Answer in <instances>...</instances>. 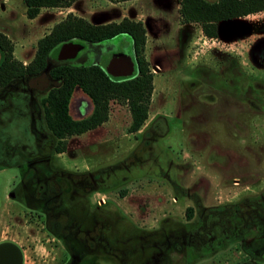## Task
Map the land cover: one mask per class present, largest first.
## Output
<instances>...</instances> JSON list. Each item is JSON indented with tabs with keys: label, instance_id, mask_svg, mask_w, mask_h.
<instances>
[{
	"label": "rangeland",
	"instance_id": "374dc122",
	"mask_svg": "<svg viewBox=\"0 0 264 264\" xmlns=\"http://www.w3.org/2000/svg\"><path fill=\"white\" fill-rule=\"evenodd\" d=\"M155 1L159 4L158 0L113 3L76 0L70 5V11L92 20H116L121 13L140 19L146 32L145 57L150 67L157 65V69L152 70L153 88L147 117L136 134L127 131L126 105L111 100L107 119L92 129L67 137V150L59 155L52 151L54 138L44 124L39 98L49 84L32 92L40 112L39 126L36 125L50 140L47 146L52 165H63L71 173L85 167L99 173L96 193L103 196L105 202L90 210L94 209L99 221H107L108 228L103 230L94 223L89 229L85 225L75 233V225L69 222L78 214L76 203L70 202L64 212L57 195L41 206L36 201L26 203L5 196L0 226L5 230L3 234L11 233L22 244L27 264L32 258L39 264L64 263L72 258L76 264H122L118 248L138 247V231L144 233L160 225L171 228L186 223V205L194 206L195 217L203 222L209 206L240 203L244 209L245 204H255V199L262 198L260 193L264 195V66L257 69L251 55L254 41L264 35V8L226 22L219 21V31L207 37L198 23L180 21L178 0H164L161 8L145 10L146 4H156ZM0 3V30L13 38L15 56H19L20 47L30 53L47 24L29 22L23 13V0H0ZM39 10L55 19L69 11L67 7ZM30 27L35 29L31 31ZM113 41L83 42L68 61L77 64L98 59L95 57L98 52L100 56L119 46ZM120 48L130 51L129 45L121 44ZM8 88L10 90L0 92V150L7 141L12 144L7 153L32 146L27 112L29 95L11 91L13 86L5 89ZM79 91H75L76 98ZM70 112L74 115L72 108ZM8 163L0 156L3 195L9 175L15 172L6 166ZM25 166L23 164L22 168ZM59 184L63 192H67L74 182L72 177L62 178ZM122 188H125L124 194L120 195ZM46 190L56 193L50 185ZM74 193H77L76 201L91 199L83 192ZM74 199L68 200L76 202ZM46 208L51 213L46 214L51 227L64 233L67 228L66 244L79 254L69 255V249L60 238L38 234V225L32 220H37L36 211L42 213ZM233 209L228 208L225 215L215 219H207L205 225L213 230L217 223L226 233L235 232L240 222L249 225L250 211L242 210L240 217L238 209L237 215L229 214ZM10 213L16 215L12 217ZM43 216L40 214L41 219ZM109 222L114 223L113 230ZM123 237L131 239L122 240ZM189 241L190 247L200 252L214 245L205 235H193ZM110 246L115 247L117 256L107 250ZM186 251L185 247L178 250L169 247L166 251L169 263L189 264Z\"/></svg>",
	"mask_w": 264,
	"mask_h": 264
},
{
	"label": "flooded vegetation",
	"instance_id": "af4514ba",
	"mask_svg": "<svg viewBox=\"0 0 264 264\" xmlns=\"http://www.w3.org/2000/svg\"><path fill=\"white\" fill-rule=\"evenodd\" d=\"M251 55L252 59L256 63L255 66L257 69L264 66V35L259 36L254 41L251 48ZM48 83L47 76L44 73H40L26 79L11 80L0 87V92L10 90L9 88H5L13 86L14 88H12L11 91L21 94L26 93L29 95V106L27 112L31 121V123H29V127L32 133V141L30 144V146L32 145L31 148L23 146L22 149L20 148L17 151L12 150L7 153L8 146H11L12 144L9 145L6 141V144H3V147L0 150V156L2 159L9 162L6 166H10L15 170V172H12L8 177L9 183L6 185L7 191L5 194L3 195L0 190V215L3 213V199L5 196L13 200L18 198V201H25L26 203L29 201H36L38 205L41 206L43 202L46 204L47 201L50 202L51 200H54L57 195L60 198L59 205L63 204L62 208H64V212H67V206L70 202H73L72 204L76 203L77 207L75 212L78 214L73 217V221L69 222L75 225V233L81 231L85 225H87L89 229L90 225H94V223L103 230L105 227L107 229L108 227L106 225L108 222L105 220L99 221L96 217L94 209L90 210V207H99L105 202L104 197L96 193L99 191V187L97 185L99 173H93L91 169L86 167L83 169H76L78 170L74 171L76 173H71L68 171L69 169L63 165H52L50 162V149H48L47 146V142L50 140L48 139L45 131L38 129L39 121L37 120L40 117V112H38V107L32 97L33 91H40L43 89V86ZM77 89L79 88L72 91L69 102V110L72 108L74 115H76V117H81L89 112L91 104L88 97L85 96L82 91H79V97L76 98L75 91H77ZM39 98L41 100V97ZM8 154H10V157H8ZM23 164H26L24 168H22ZM70 177H72L74 184H72L69 191L63 192L60 187L59 180ZM235 180V182L238 183V179ZM47 185L52 186V188L56 190V193H48L46 190ZM74 192H83L85 196L86 194L87 196H91V199L83 200V202L76 201L74 197L77 196V193ZM260 196L262 198L258 196L259 198L255 199V204H245L244 209L250 211L248 213H251L249 225H244L240 222L237 225L235 232L230 231L226 233L221 231L222 228H220L217 223L212 227L213 230H211L205 224L207 219H215L216 216L225 215L228 208L232 207H234V209L229 210V214H234L235 212L237 215L236 209H238L240 217H242V210L244 209L240 203H237L236 205L224 203L207 207L205 216L201 220L203 222H198L199 218L195 217L194 212L192 211L194 206L192 207L191 205H186V223L179 226L173 225L171 228H166L160 225L159 227L153 229V231H145L144 233H142V230L138 231V234L136 233L138 247L134 243L135 247L128 246L118 248L117 250L119 251L117 253H122V255L118 254L120 257L119 259H121L122 264H170L168 257L166 256L168 248L172 247L173 249L178 250L185 247L187 249L186 254L188 256L187 259L189 260V264H264V195L260 193ZM68 199H74L76 202L69 201ZM222 208L225 209L221 211L220 209ZM22 211L23 210L20 208L19 212L21 214H23ZM32 211H30V213H32ZM41 212L42 213H40V211H36L35 217H37V220H32L38 225V234H41L42 237L46 236L47 238H60L63 243H65L67 249H69V255L79 254L76 249L68 247L66 244V239L68 240L69 236V234L67 236V232L69 233L67 228L64 233L60 229L51 227V222L46 218L47 212L48 215L50 213L49 209H42ZM40 214L44 215L43 219H41ZM15 215L16 214L14 213H10V216L12 217ZM28 219L29 218H25V221H28ZM35 224L33 227H35ZM110 225L113 230L114 223H110ZM70 229L72 230V227H70ZM115 230H117V228ZM4 231L5 230H3L1 225L0 264H27L22 244L19 243L15 237L11 235V233L8 235L3 234ZM193 235H205L206 238L211 239L212 242H214V245L200 252L199 249L190 247L189 240ZM130 239L131 238L127 239L126 237L122 238V240L127 241ZM110 248L111 249L108 248L107 250L111 252L114 251L113 253L116 255L117 253H115V247L112 248L110 246ZM83 251H81L80 254H82ZM67 254L68 253H66V255ZM44 260L45 258L42 257L43 262ZM29 264H39V262L36 263L32 258ZM58 264H76V262H74L72 258L67 262Z\"/></svg>",
	"mask_w": 264,
	"mask_h": 264
},
{
	"label": "trees",
	"instance_id": "16d2710c",
	"mask_svg": "<svg viewBox=\"0 0 264 264\" xmlns=\"http://www.w3.org/2000/svg\"><path fill=\"white\" fill-rule=\"evenodd\" d=\"M75 0H23L24 14L34 17L41 7H70ZM118 2L123 0H109ZM264 8V0H178L181 22L198 23L207 37L215 36L221 20L244 16ZM113 39V49L129 45L125 51L132 60L128 72L113 74L98 61L70 63L69 58L57 59L56 47L66 41L99 43ZM145 26L140 19L123 15L118 20L92 22L86 17L67 11L49 30L39 36L32 57L22 62L13 53V41L0 30V87L11 80L26 79L40 73L48 78V88L41 97L42 116L46 128L54 138L52 150L63 151L67 137L94 128L107 119L111 100L126 105L129 112L127 131L140 128L147 117L153 88V72L144 54ZM81 48V47H80ZM112 49V50H113ZM77 86L89 99L87 114L74 117L69 112V102ZM154 119L153 121H155ZM125 188L119 189L124 194Z\"/></svg>",
	"mask_w": 264,
	"mask_h": 264
},
{
	"label": "water",
	"instance_id": "95a60500",
	"mask_svg": "<svg viewBox=\"0 0 264 264\" xmlns=\"http://www.w3.org/2000/svg\"><path fill=\"white\" fill-rule=\"evenodd\" d=\"M230 19L222 20L224 22ZM219 31V28H217ZM81 43L74 41H66L60 43L53 51L55 57L58 59L70 58L76 55ZM99 62L107 69L108 72L113 74H121L128 72L132 65L130 55L122 48H117L109 51L102 52ZM78 88L77 86L74 89Z\"/></svg>",
	"mask_w": 264,
	"mask_h": 264
},
{
	"label": "crops",
	"instance_id": "0c3cea01",
	"mask_svg": "<svg viewBox=\"0 0 264 264\" xmlns=\"http://www.w3.org/2000/svg\"><path fill=\"white\" fill-rule=\"evenodd\" d=\"M76 1V0H75ZM74 1V2H75ZM123 1H127V0H123ZM154 1V0H153ZM158 2H159V4L155 1V3L156 4H151V5H154V6H151L150 5V3L151 2H149L148 4H149V6L146 4L145 6H144V8H145V10H151L152 8H154V7H159V8H161L162 7V5H165L164 4V0H161V1H159L158 0ZM160 2L162 3V4H160ZM113 3V2H112ZM0 6H2V4L0 3ZM41 8H52V9H56L57 7H41ZM40 8V9H41ZM68 9L69 10H71V7H68ZM40 11V10H39ZM23 13H24V9H23ZM77 14V13H76ZM78 15H81V16H84V17H86L85 15H83V14H78ZM123 15H126L125 13H121V15H120V17H118V19L119 18H121ZM90 16H92V17H94V15H90ZM127 16V15H126ZM54 16L53 15H49V14H41V12H38L34 17H32V18H28V21L29 22H35V23H37V25L38 24H40L41 22H45L47 25H45L44 26V28H45V31H44V33L45 32H47L48 30H49V28L51 27V25L55 22V21H57L58 19H55V18H53ZM87 19H88V17H86ZM60 19V18H59ZM118 19H116V20H118ZM88 20H90V21H92V22H104V21H107V20H92V19H88ZM30 30L31 29H35V28H33V27H30L29 28ZM32 31V30H31ZM44 33H41L39 36H41L42 34H44ZM7 34V33H6ZM7 36L13 41V50H12V53H13V55L15 56V54H14V40H13V38H11L10 37V35L9 34H7ZM38 36V37H39ZM37 37V38H38ZM36 38V39H37ZM36 41V40H35ZM35 45V44H34ZM21 48V47H20ZM20 48H18V53H19V56L17 57V56H15L16 58H18L19 60H21L22 62H26V61H28L31 57H32V55H33V53H34V46L32 47V49L30 50V53H28L26 50L24 51V50H22V49H20ZM100 58V57H99ZM83 93V92H82ZM84 94V93H83ZM86 96V95H85ZM69 112H70V110H69ZM70 114L72 115V113L70 112ZM72 116H75L76 117V115H72ZM100 125V124H99ZM98 126V125H97ZM92 129V128H91ZM89 130V129H88ZM139 130V129H138ZM133 132H135V134H136V132H137V130H135V131H133ZM67 150V146H66V148H65V150H63V151H59V152H57V155H59V154H61V153H64L65 151Z\"/></svg>",
	"mask_w": 264,
	"mask_h": 264
},
{
	"label": "built area",
	"instance_id": "2783aa9c",
	"mask_svg": "<svg viewBox=\"0 0 264 264\" xmlns=\"http://www.w3.org/2000/svg\"><path fill=\"white\" fill-rule=\"evenodd\" d=\"M157 69V65H155L154 67H151V70H155Z\"/></svg>",
	"mask_w": 264,
	"mask_h": 264
}]
</instances>
